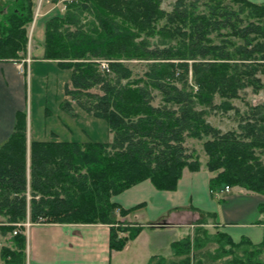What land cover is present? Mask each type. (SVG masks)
I'll return each instance as SVG.
<instances>
[{
  "label": "trees",
  "instance_id": "16d2710c",
  "mask_svg": "<svg viewBox=\"0 0 264 264\" xmlns=\"http://www.w3.org/2000/svg\"><path fill=\"white\" fill-rule=\"evenodd\" d=\"M161 2L65 0V11L46 22L43 59L70 69L65 95L105 119L112 140L28 146L27 114L17 111L14 130L0 145L2 235L26 221L109 224V247L123 249L142 226L120 223L115 211L126 216L138 206L125 209L112 197L144 180L158 190H175L183 169L201 167L185 146L188 137L206 138L204 164L215 173L209 180L212 192L229 185L264 194V103L248 104L241 113L231 103L246 88L264 92V3L176 0L165 11ZM33 10V0L0 3V61L26 57ZM155 35L158 42L150 43L147 37ZM101 58L113 60L108 71L95 61ZM129 59L146 61L143 75L132 78V68L120 61ZM95 87L101 93L92 92ZM61 107L72 112L66 99ZM213 109H235L237 128L223 132L211 125L206 116ZM202 229L173 244L182 264H204L197 254L207 251L211 237L203 230L201 239L197 230ZM24 230L1 246L0 264H26ZM213 237V260L264 264V238L253 245L234 243L222 233Z\"/></svg>",
  "mask_w": 264,
  "mask_h": 264
},
{
  "label": "crops",
  "instance_id": "0c3cea01",
  "mask_svg": "<svg viewBox=\"0 0 264 264\" xmlns=\"http://www.w3.org/2000/svg\"><path fill=\"white\" fill-rule=\"evenodd\" d=\"M249 1L264 3V0ZM40 24L34 43L29 47L28 58L0 61V145L14 130L16 112L27 109L33 68L40 64H56L54 60L43 59L44 30ZM65 99L68 100V96L64 93ZM69 102L71 113L88 114L76 103ZM26 127L28 145L31 141L87 142L79 140L81 138H61L54 131H49V136L33 133L29 114ZM204 163L196 171L183 169L175 190H158L149 180H144L112 197L125 209L138 206L126 216L115 211L120 223L129 227L142 226L139 234L128 240L123 249L109 247V224L38 222L25 231L26 264H182V256L176 253L173 244L191 236L184 229L195 232L201 225L203 229L197 231L202 234L203 230L209 233L208 228H212L214 231L209 234L222 233L234 243L243 240L253 245L261 243L264 194L232 186L228 192L214 195L209 180L215 173L208 171ZM126 235V232L119 233V236ZM7 239L8 235L0 231V249L8 243Z\"/></svg>",
  "mask_w": 264,
  "mask_h": 264
},
{
  "label": "rangeland",
  "instance_id": "374dc122",
  "mask_svg": "<svg viewBox=\"0 0 264 264\" xmlns=\"http://www.w3.org/2000/svg\"><path fill=\"white\" fill-rule=\"evenodd\" d=\"M5 0H0V3H3ZM176 0H162L160 8L165 11H171L173 4ZM34 10H33V20L27 26V35H28V44L26 57L28 58L29 47L34 43V35L36 33L39 23L41 27L45 30L46 22L55 15H61L63 7L65 8V0H58L57 2H52V0H33ZM203 9V6H200L198 10ZM91 18V17H88ZM85 21V20H83ZM164 21H161L159 25H162ZM160 36L155 35L153 37H147V40L150 43L158 42ZM139 41V40H138ZM44 44V42H43ZM44 52V51H43ZM24 59V57H23ZM22 59V60H23ZM29 60V59H28ZM105 60L112 62L110 59H96L95 61ZM129 65L133 70V77L137 78L143 75V72L146 69V61L138 59H129V60H120ZM191 62V61H190ZM99 64V62H97ZM33 80L31 85L28 86V103L26 114H29V117L32 122V131L33 133H45V136H49V131H54L59 134L61 138H74L83 141H97V142H110L112 140V133L109 131V127L105 119L100 117H95L91 114H74L67 112L61 107V103L64 99V88L65 85L70 81V69L61 68L57 63L51 64H40L33 68ZM264 79V76H262ZM188 83L192 84L191 76L189 75ZM65 84V85H64ZM196 88V87H195ZM94 93H101V91L95 87L91 89ZM68 100L75 103L68 96ZM71 102V103H72ZM159 102L157 98L154 104ZM216 103H219V99H215ZM233 106L239 110V112H244L246 110V105H256L264 103V92L259 91L257 93L253 92L251 88H246L240 93V97L231 100ZM72 105V104H71ZM235 109L224 112L219 109H213L209 111L206 116L207 121L214 127L219 128L221 131H227L231 129H236L238 124V116L235 114ZM206 138L196 139L188 137L185 140V146L188 148V151H193L194 156L198 157L201 161V164L206 162L207 155L203 149V142ZM28 145V144H27ZM29 146V145H28ZM261 158L264 161V155H261ZM2 219V218H0ZM43 222V220H40ZM29 221L25 223L16 224L15 229H20L22 226L25 227V230L30 225ZM209 233L214 231L212 228H208ZM186 234L191 235L192 238L194 235V230L191 232L189 229H184ZM207 236L211 237L210 244L207 245V251H199L197 257L200 258L201 255L204 256V264H225L224 260H213L212 258L217 255L215 248L217 244L213 242L215 237L213 234ZM199 234V233H198ZM201 239L206 238V235L200 232ZM14 235L13 232L8 234L7 244L10 245L11 236ZM228 246H226L227 248ZM261 260H264L262 255Z\"/></svg>",
  "mask_w": 264,
  "mask_h": 264
},
{
  "label": "built area",
  "instance_id": "2783aa9c",
  "mask_svg": "<svg viewBox=\"0 0 264 264\" xmlns=\"http://www.w3.org/2000/svg\"><path fill=\"white\" fill-rule=\"evenodd\" d=\"M65 8L63 7V10H64ZM97 62H99V67H100V69L101 70H103V71H108V69H109V64H108V62L107 61H105V60H102V61H97ZM230 190V186H228V185H226L220 192H228ZM218 193V192H217ZM216 193V194H217ZM17 233V230H14L13 231V234H16Z\"/></svg>",
  "mask_w": 264,
  "mask_h": 264
}]
</instances>
